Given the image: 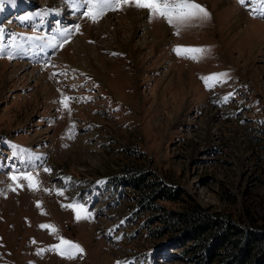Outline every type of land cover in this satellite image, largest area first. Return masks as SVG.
Returning a JSON list of instances; mask_svg holds the SVG:
<instances>
[{
	"label": "rangeland",
	"instance_id": "obj_1",
	"mask_svg": "<svg viewBox=\"0 0 264 264\" xmlns=\"http://www.w3.org/2000/svg\"><path fill=\"white\" fill-rule=\"evenodd\" d=\"M50 1L0 0V264H226V250L197 249L193 230L166 228L162 213L199 204L264 226L257 2L197 0L210 19L176 35L134 6L93 23L84 0H76L79 7L55 0L52 8ZM241 10L249 20L236 28ZM65 29H73L69 42L53 47ZM178 45L209 52L194 61L178 56ZM214 73H227L226 81L205 87L201 77ZM62 95L75 98L70 111ZM20 172L31 173L38 190L23 180L17 187L10 177ZM136 178L161 180L176 196L149 210ZM73 202L90 218L76 221L62 207ZM59 235L78 242L83 255H37Z\"/></svg>",
	"mask_w": 264,
	"mask_h": 264
},
{
	"label": "snow or ice",
	"instance_id": "obj_2",
	"mask_svg": "<svg viewBox=\"0 0 264 264\" xmlns=\"http://www.w3.org/2000/svg\"><path fill=\"white\" fill-rule=\"evenodd\" d=\"M13 5L15 0H9ZM75 7L80 5L76 4V0H73ZM238 2L244 6L247 3L257 2L259 12L257 13L261 18H264V0H238ZM84 6L87 7V11L83 13L84 17L90 19L93 23L97 22L99 18L103 17L108 11L123 10L126 6H134L137 9H144L148 12V19L150 21L164 20L175 31L174 34L179 35L182 30L188 29L210 19V12L207 7L197 0H84ZM75 10V9H74ZM25 17L24 19H29ZM79 25L74 26V30L78 31ZM73 29H65L60 33L64 39L59 43H52L53 47H63L65 43L69 42ZM28 39H43L41 37H29ZM0 51H3L0 48ZM173 51L183 58H189L194 61L202 59L209 49L194 46H176ZM13 58L9 53V59ZM227 78V73H214L207 77H201L205 83V87H215L217 84L224 83ZM75 98L62 95L59 103L65 110H69V101ZM48 171V169H45ZM10 179L17 187H23L19 181L23 180L27 182V186L30 190H38L39 181L31 174L27 172H20L18 175H12ZM12 191L16 190V187L11 188ZM63 196L64 192L61 190L57 193ZM37 207H40L39 202ZM62 207L69 208L74 213L76 221L82 219H89L90 213L88 209L82 203H69L68 205H62ZM41 228L50 229L53 234L58 232V229L50 224L40 225ZM59 243L53 246H49L47 249H40L37 251V255H42L44 251H54L62 258L72 260L77 256H82L84 253L83 247L78 243L70 239L64 238L62 235L58 236ZM116 264H123L121 261H117Z\"/></svg>",
	"mask_w": 264,
	"mask_h": 264
},
{
	"label": "trees",
	"instance_id": "obj_3",
	"mask_svg": "<svg viewBox=\"0 0 264 264\" xmlns=\"http://www.w3.org/2000/svg\"><path fill=\"white\" fill-rule=\"evenodd\" d=\"M139 200L151 210L159 200L172 199L175 192L161 180L135 179ZM166 228L188 231L193 230L192 238L197 249L213 252L216 249L226 250V264H264V226L238 224L230 216L212 214L199 204H194L186 211H169L162 213ZM168 231V230H167ZM215 235V236H214ZM213 237L219 243L213 247ZM211 255H213L211 253ZM220 255V254H218ZM208 257V255H207ZM221 260V257H218ZM208 263L212 259L208 257Z\"/></svg>",
	"mask_w": 264,
	"mask_h": 264
},
{
	"label": "bare ground",
	"instance_id": "obj_4",
	"mask_svg": "<svg viewBox=\"0 0 264 264\" xmlns=\"http://www.w3.org/2000/svg\"><path fill=\"white\" fill-rule=\"evenodd\" d=\"M55 0H51L50 1V7L52 8V7H55ZM142 13H144V11L142 12ZM247 16L245 15V13L241 10V11H239V13L238 14H236V16H235V20H234V26L236 27V28H239L240 27V25H241V23L244 21V20H247L246 22H248V20H249V18L247 17ZM138 21L137 22H139V23H141L142 21H143V19H142V17L141 18H139V19H137ZM136 22V21H135ZM133 23V22H132ZM162 29H164V31H163V34L162 35H160V36H163V37H165L164 35H165V32H166V30H167V28L166 27H164L163 26V28ZM149 34L151 33L152 34V36L154 37V36H156L158 33H153V32H151V31H149L148 32Z\"/></svg>",
	"mask_w": 264,
	"mask_h": 264
}]
</instances>
